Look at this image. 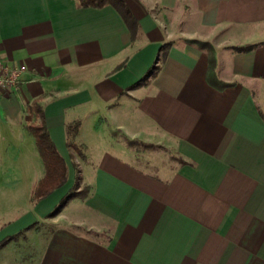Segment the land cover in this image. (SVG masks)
Here are the masks:
<instances>
[{"label": "crops", "instance_id": "1", "mask_svg": "<svg viewBox=\"0 0 264 264\" xmlns=\"http://www.w3.org/2000/svg\"><path fill=\"white\" fill-rule=\"evenodd\" d=\"M123 1L134 33L111 6L0 0V59L24 67L0 97V197L24 191L0 219V264H264V0ZM32 103L67 167L34 202ZM148 135L169 164L139 161ZM75 182L84 198L49 216Z\"/></svg>", "mask_w": 264, "mask_h": 264}, {"label": "trees", "instance_id": "2", "mask_svg": "<svg viewBox=\"0 0 264 264\" xmlns=\"http://www.w3.org/2000/svg\"><path fill=\"white\" fill-rule=\"evenodd\" d=\"M80 7L88 8H102L104 6L113 7L119 15L122 17L128 28L135 32L137 23L132 13L128 9L127 5L123 0H74ZM196 44L200 49L204 50L208 57V80L211 83H215L218 87L223 88L228 86V84L220 82L216 79L215 74V52L210 43L191 41ZM167 46L161 49L162 57L165 56ZM238 49V50H245ZM159 60V58H158ZM158 68L155 64L146 74V77H153ZM145 77V78H146ZM29 112L36 113L39 118V123H32L28 126V130L32 134L35 140L36 149L44 163L45 174L42 179L38 182L37 186L32 192L31 200L32 202L40 200L48 196L56 188L63 185L67 180V167L64 159L56 150L53 142L50 139L48 130L44 124L41 108L37 103H32L28 107ZM77 130V125L73 127H68V135L74 136ZM68 147L75 148L71 142H68ZM83 190H77V182L74 183L72 188L61 198L59 203L56 205L54 210L49 214V216L56 215L69 201L74 198H84Z\"/></svg>", "mask_w": 264, "mask_h": 264}, {"label": "rangeland", "instance_id": "3", "mask_svg": "<svg viewBox=\"0 0 264 264\" xmlns=\"http://www.w3.org/2000/svg\"><path fill=\"white\" fill-rule=\"evenodd\" d=\"M154 135H148V138L147 137L145 138L142 136L136 137L137 141H135L136 143H133L131 147L138 154V157H140L139 161L142 164L148 165L150 163L149 165H152V164L167 165L171 162L174 151H172L168 143L162 142L161 140L156 138V136ZM123 143L125 146H127L125 142ZM15 144L18 145L19 143H15ZM22 146L23 145L21 144L20 148H22ZM2 152L6 153L7 150L4 149V151ZM12 156H13L12 153L9 152L7 155H5V159L6 160L9 159L10 161H13ZM9 175L10 174L8 175L6 174L7 178L9 177ZM4 188L5 187L3 185L0 186V191H5ZM17 191H16V194H17ZM20 192H21V196L15 195L14 197H12L13 199L7 196H5V198L0 197V219L4 216L12 217L13 215H16L19 211H22L24 209V205H23L24 198L22 197L24 194V191H20ZM12 202H14L16 205L13 204L14 205L13 206ZM53 225L55 226L56 224H53Z\"/></svg>", "mask_w": 264, "mask_h": 264}, {"label": "built area", "instance_id": "4", "mask_svg": "<svg viewBox=\"0 0 264 264\" xmlns=\"http://www.w3.org/2000/svg\"><path fill=\"white\" fill-rule=\"evenodd\" d=\"M23 71L22 65L10 67L0 59V97L10 89L18 87L19 77Z\"/></svg>", "mask_w": 264, "mask_h": 264}]
</instances>
